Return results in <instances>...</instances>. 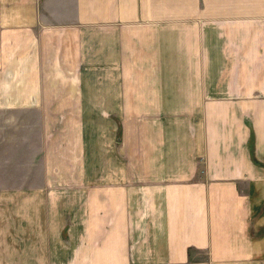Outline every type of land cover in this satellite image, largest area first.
Masks as SVG:
<instances>
[{
	"label": "crops",
	"instance_id": "obj_1",
	"mask_svg": "<svg viewBox=\"0 0 264 264\" xmlns=\"http://www.w3.org/2000/svg\"><path fill=\"white\" fill-rule=\"evenodd\" d=\"M23 104L106 117L42 165L72 227L25 264H264V0H0V112Z\"/></svg>",
	"mask_w": 264,
	"mask_h": 264
},
{
	"label": "rangeland",
	"instance_id": "obj_2",
	"mask_svg": "<svg viewBox=\"0 0 264 264\" xmlns=\"http://www.w3.org/2000/svg\"><path fill=\"white\" fill-rule=\"evenodd\" d=\"M100 68L99 65L97 69ZM98 72L83 65L79 77L84 94L89 96L94 88H105ZM32 98L36 103L41 97H29ZM18 101L26 102L24 92ZM34 108L23 104L0 112V264L13 259L15 263L25 264L27 250H58L63 249L65 242L69 243L74 214L70 207L72 194L61 190L31 191L44 184L47 170L43 164L49 162L50 170L57 168L59 161L64 160L68 165L77 159L78 139L74 138L83 137L90 147L94 136L106 133L105 114L90 111V106H85L87 111L83 113L44 112ZM56 176L50 177L51 180Z\"/></svg>",
	"mask_w": 264,
	"mask_h": 264
}]
</instances>
